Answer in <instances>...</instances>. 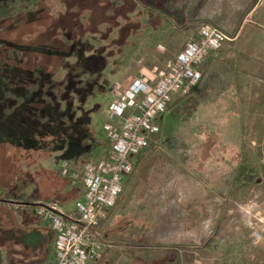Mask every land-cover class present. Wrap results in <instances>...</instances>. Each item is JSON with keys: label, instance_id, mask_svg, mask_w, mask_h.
<instances>
[{"label": "rangeland", "instance_id": "374dc122", "mask_svg": "<svg viewBox=\"0 0 264 264\" xmlns=\"http://www.w3.org/2000/svg\"><path fill=\"white\" fill-rule=\"evenodd\" d=\"M157 2L154 8H137L138 20L144 11L140 17L143 25L148 21L145 13H153L151 26H143L141 32L142 26H129L128 31L124 26L122 39L113 31L107 42L105 35L91 36L81 27L51 26L53 21L46 14L38 21L33 1L0 0V141L26 142L33 134L40 135L42 142L36 135L38 143L32 148L38 150L31 152L29 169L35 186L26 192L35 203L59 206L66 200L61 192L67 184L57 166L68 148L66 140L72 138L54 137L53 132L89 116V130L103 146L102 126L115 93L122 94L132 79L166 73L170 62L187 42L198 38L203 26L221 29L228 44L240 26L225 29L218 22L242 21L257 0ZM61 3L58 12L65 10ZM77 34L83 36V42L90 40L98 51L95 58L101 55L106 68L102 73L98 69L86 73L83 66L72 65L78 83L64 92L66 100L59 99L61 110L68 111L69 117L58 125L51 117L39 119L42 127L33 133V125L26 120L28 113L18 105L20 97L11 93L17 84L7 86V81L20 75L11 65L16 56L13 49L36 42L58 46L52 42L54 35L69 44ZM45 60L48 66L59 65L51 57ZM237 60L229 59L227 66L216 68L214 78L205 75L203 62L201 82L189 95L172 98L157 122L156 133L136 157L116 206L105 214L103 238L113 247L97 264H264V75L247 79L246 88L234 92L229 88L233 80L223 73L236 72ZM67 63L75 64L76 57ZM54 73L53 81L68 87L67 69L58 68ZM237 81L242 84L241 79ZM43 144L50 147L40 153ZM73 147L74 153L65 158L73 167L102 158L100 147L91 153ZM19 154L25 153L0 146V200L15 211L9 214L13 217L31 214L18 198H6L3 190ZM73 196L77 197L76 191ZM6 217L0 213V228L11 226L3 221Z\"/></svg>", "mask_w": 264, "mask_h": 264}, {"label": "built area", "instance_id": "2783aa9c", "mask_svg": "<svg viewBox=\"0 0 264 264\" xmlns=\"http://www.w3.org/2000/svg\"><path fill=\"white\" fill-rule=\"evenodd\" d=\"M227 40L221 29L201 27L198 38L183 46L166 73L157 78L132 79L122 94H114L102 127L106 144L101 159L80 168L59 160L58 174L72 188L81 189L82 197L71 213H62L54 202L34 207L37 218L56 238L52 264H89L113 247L103 238L101 223L106 212L116 206L136 157L149 136L156 133L157 121L172 98L193 91L202 80L200 66L216 57Z\"/></svg>", "mask_w": 264, "mask_h": 264}, {"label": "trees", "instance_id": "16d2710c", "mask_svg": "<svg viewBox=\"0 0 264 264\" xmlns=\"http://www.w3.org/2000/svg\"><path fill=\"white\" fill-rule=\"evenodd\" d=\"M28 1H33L34 12L37 13L36 16H38V21L41 18L40 16L46 14V16L49 18L51 17V21H53L51 26H75L74 29L76 30H78V27H81L82 29L84 28L83 30H87V33H89L91 36L101 37L105 35L107 38L103 40H106L107 42V39L113 31L117 32V39H122L121 36L125 32L124 26L126 27L127 31L130 29L129 26H142V30H140V32L145 30V27L143 26H151L149 21L155 17L153 16V13L150 11L145 13L146 19L148 21L145 23V25H143L144 23L142 24L140 22V17L144 16V11L141 10L138 20L137 14L139 12H137V8L142 5L144 8L150 9V7L154 8L156 5H158L157 0ZM60 3L65 9L63 12H58L57 10ZM50 9L53 13L50 12ZM133 16L136 19H134ZM11 21L14 22V18H12ZM65 23L67 25H65ZM89 27H91L90 30L88 29ZM101 27L102 30L100 29ZM130 35L131 33L128 35V37ZM83 40V36L77 34L76 39H73L69 44H66L62 38H58V36L54 35L52 42H57L58 46H52L49 43L39 44L36 42L32 45H25L20 49H13V55L16 53V56H14V60H12L11 65L13 69L17 70L20 75L15 77L13 82H11V80L7 81V86L11 87L12 84H17L16 89L14 88V92L11 93L20 97L21 102L16 104H21V107H23L25 112L28 113L26 120L28 121L27 123L33 125L34 128L31 129H34L33 133L42 127L40 125L41 121L39 122V119L51 117V122L54 123L56 121L58 125V122L61 123L63 118L69 117L67 116V114H69L68 111L61 110V101H59V99H63V101L64 99L66 100L65 93L68 91L67 88H72L73 85L78 83L77 81L79 79V75L75 73L72 65L83 66L84 72L86 73H89L90 71H93L94 73L97 71V69L98 71L100 70V73H102L105 70L106 61L102 60L103 58H101V55L99 58H95L96 52L98 51H95L90 40L87 39V41L84 42ZM103 52L101 54H103ZM29 56L32 58L31 62L29 61ZM72 56L76 57V63H67V60H69V58ZM50 57L58 62L59 65H57V67L52 65L48 66L45 64L48 63L45 59ZM74 67L76 68V66ZM58 68L67 69L65 80L69 84L68 87L62 84L61 88L58 83L53 81V75L55 74L54 72ZM5 90L6 88L4 87V91ZM62 95L63 98H60ZM158 121H160V119ZM66 127L62 126L60 128L63 131H59L57 129L52 133L54 137L63 136V138H72L66 140L65 144L68 146V148L64 149V160L74 153L73 146L77 145L79 148H81V150H83L82 152L89 153L94 152L100 147L99 140L96 139L92 131L89 130V116L74 120L73 125L67 128ZM36 135L39 134H33L34 139L32 138L30 141L26 142L13 143L8 141H0V146L5 144L10 148L13 147L15 150H18L21 153L22 151L25 153L19 154L16 158L14 163L15 168L12 169L10 179H8L9 183L3 188L5 191V197L18 198L17 200L22 201L20 204L25 207V209L31 210V214L26 212L27 215H21L22 223L19 225L16 221V217H13V215L9 216L10 213L14 214L15 211L13 212L12 210L5 208V204L0 200V213H3L7 216L5 218L6 221L5 219H3V221L9 223L11 222V226L8 225L9 223L7 224L10 227L4 228L2 226L3 228H0V264H3L2 249L5 245L6 247L7 245L12 246L14 243L19 245L21 250H23L22 252L25 253V257H27L29 253H38L39 260L42 259L40 258L41 256H39L41 251H43L42 257L45 256V253H49V242L52 234L50 232L47 233L36 228H31V226H29L30 223H28L33 222L34 219L39 220L34 213L36 199L31 196V193L29 195L26 193L29 187L33 185L35 186V177L32 176L29 169L32 165L30 164L33 156L31 152H37L33 150H38V147L32 148L38 143L36 140ZM43 137H46V134L43 135ZM150 137L151 135L149 138ZM40 138L41 137L39 135V143L42 142L40 141ZM149 138L147 139V142ZM103 146H101L99 149L101 150ZM49 147L50 144H43L39 148L41 149L39 152L42 153L43 151H46V149L49 150ZM44 148L45 150H42ZM25 163L26 166L24 167L23 164ZM32 163L35 164L36 162L34 161ZM85 163L80 164L81 166H79V168ZM24 200L25 202H23Z\"/></svg>", "mask_w": 264, "mask_h": 264}, {"label": "crops", "instance_id": "0c3cea01", "mask_svg": "<svg viewBox=\"0 0 264 264\" xmlns=\"http://www.w3.org/2000/svg\"><path fill=\"white\" fill-rule=\"evenodd\" d=\"M219 26L224 28L227 26H240L235 37L231 39L228 44L226 41L223 42L222 48L219 51L218 57H211L204 61V69L206 68L205 75L207 77L212 76L218 72L216 68L223 67V65H228L229 59H234L238 57L236 61L237 71L227 74L230 80H233L230 83L229 88H233L234 92H239L240 87H245L247 85V79H262L264 71V0H257L253 8L249 11L244 19L240 22H230L223 21L218 22ZM211 26V25H210ZM255 26V27H254ZM215 27V26H214ZM225 28V29H226ZM226 61V62H225ZM221 63V65H219ZM202 64V65H203ZM201 65V66H202ZM200 66V67H201ZM230 67V66H229ZM253 70V71H252ZM226 72H229L227 70ZM203 74V73H202ZM242 80V84H239L237 80ZM109 106V105H108ZM108 110V108H107ZM107 118V116H106ZM105 137V136H104ZM76 168H79L78 165ZM58 172V171H57ZM66 182L67 186L61 192L63 197L66 199L64 205H59V210L62 213L73 212L77 203L82 197V190L78 188H72L69 183ZM76 191L77 197L73 196ZM37 204V203H36ZM16 221L19 225L22 223V216L16 217ZM29 226L31 228H36L42 230L43 232H50L52 234L49 242V253H45V256L42 257V252L39 256L42 258L39 260L38 253H29L25 257L19 245L13 244L12 246L6 245L2 249L3 255V264H52L54 261V249H55V235L51 232L48 225L44 224L40 220L34 219ZM104 255V254H103ZM102 255V256H103ZM102 258V257H101ZM99 260V259H98ZM98 260L90 262L89 264H97Z\"/></svg>", "mask_w": 264, "mask_h": 264}]
</instances>
